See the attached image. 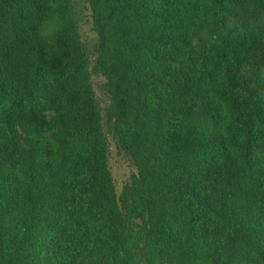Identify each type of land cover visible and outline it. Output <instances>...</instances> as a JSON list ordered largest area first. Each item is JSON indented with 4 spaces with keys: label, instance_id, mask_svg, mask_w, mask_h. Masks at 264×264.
Here are the masks:
<instances>
[{
    "label": "trees",
    "instance_id": "obj_1",
    "mask_svg": "<svg viewBox=\"0 0 264 264\" xmlns=\"http://www.w3.org/2000/svg\"><path fill=\"white\" fill-rule=\"evenodd\" d=\"M85 1L133 215L75 1L0 0V264H264V70L241 113L217 81L264 41V0Z\"/></svg>",
    "mask_w": 264,
    "mask_h": 264
},
{
    "label": "rangeland",
    "instance_id": "obj_2",
    "mask_svg": "<svg viewBox=\"0 0 264 264\" xmlns=\"http://www.w3.org/2000/svg\"><path fill=\"white\" fill-rule=\"evenodd\" d=\"M76 10L80 17V33L87 53V65L91 71L94 90L101 106L104 130L109 142V166L113 173L117 194L121 204L130 210L132 206L127 186L137 175V168L128 157L126 150L118 143L111 126L108 125L107 112L111 104V99L107 91L108 79L97 70L99 59L98 34L94 29L92 10L85 0H74ZM264 70V41L258 44L249 62L242 67H237L233 63L225 64L217 75V81H225L230 86L238 88L242 92V103L239 109L241 113L252 101L253 92L257 87ZM49 118L54 116L53 112L46 113ZM6 196V192L4 193ZM154 261L159 259L161 248L153 244ZM62 250L60 249V252Z\"/></svg>",
    "mask_w": 264,
    "mask_h": 264
}]
</instances>
